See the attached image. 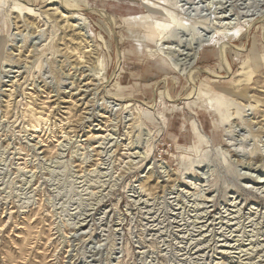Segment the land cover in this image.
<instances>
[{
    "label": "rangeland",
    "instance_id": "rangeland-1",
    "mask_svg": "<svg viewBox=\"0 0 264 264\" xmlns=\"http://www.w3.org/2000/svg\"><path fill=\"white\" fill-rule=\"evenodd\" d=\"M263 53L264 0H0V264H264Z\"/></svg>",
    "mask_w": 264,
    "mask_h": 264
},
{
    "label": "crops",
    "instance_id": "crops-1",
    "mask_svg": "<svg viewBox=\"0 0 264 264\" xmlns=\"http://www.w3.org/2000/svg\"><path fill=\"white\" fill-rule=\"evenodd\" d=\"M259 60L264 62V53L261 55V57H259Z\"/></svg>",
    "mask_w": 264,
    "mask_h": 264
},
{
    "label": "bare ground",
    "instance_id": "bare-ground-1",
    "mask_svg": "<svg viewBox=\"0 0 264 264\" xmlns=\"http://www.w3.org/2000/svg\"><path fill=\"white\" fill-rule=\"evenodd\" d=\"M72 8V7H71ZM65 16V15H64ZM63 17V16H62ZM75 28H76V26H75ZM194 55V54H193ZM193 65V64H192ZM188 69V68H187Z\"/></svg>",
    "mask_w": 264,
    "mask_h": 264
}]
</instances>
